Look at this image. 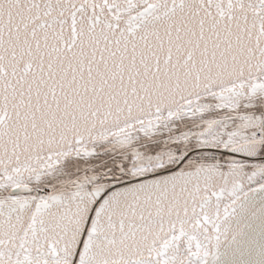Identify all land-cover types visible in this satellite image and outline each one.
Segmentation results:
<instances>
[{"label":"snow or ice","instance_id":"6c2138e0","mask_svg":"<svg viewBox=\"0 0 264 264\" xmlns=\"http://www.w3.org/2000/svg\"><path fill=\"white\" fill-rule=\"evenodd\" d=\"M0 264H264V0H0Z\"/></svg>","mask_w":264,"mask_h":264}]
</instances>
